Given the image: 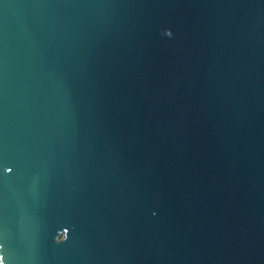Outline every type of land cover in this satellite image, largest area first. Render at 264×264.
<instances>
[{
    "label": "water",
    "instance_id": "water-1",
    "mask_svg": "<svg viewBox=\"0 0 264 264\" xmlns=\"http://www.w3.org/2000/svg\"><path fill=\"white\" fill-rule=\"evenodd\" d=\"M0 256L264 264V0H0Z\"/></svg>",
    "mask_w": 264,
    "mask_h": 264
},
{
    "label": "snow or ice",
    "instance_id": "snow-or-ice-1",
    "mask_svg": "<svg viewBox=\"0 0 264 264\" xmlns=\"http://www.w3.org/2000/svg\"><path fill=\"white\" fill-rule=\"evenodd\" d=\"M7 171H11V168L7 169ZM0 264H4V257L0 256Z\"/></svg>",
    "mask_w": 264,
    "mask_h": 264
}]
</instances>
